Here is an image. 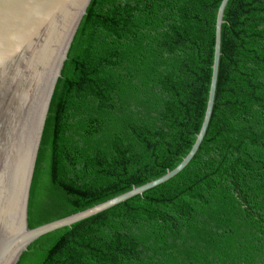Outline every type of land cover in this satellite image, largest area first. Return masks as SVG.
<instances>
[{
    "label": "trees",
    "instance_id": "trees-1",
    "mask_svg": "<svg viewBox=\"0 0 264 264\" xmlns=\"http://www.w3.org/2000/svg\"><path fill=\"white\" fill-rule=\"evenodd\" d=\"M221 1L90 0L52 116L56 199L84 209L177 165L199 132ZM49 264H264V0L233 20L191 172L91 220Z\"/></svg>",
    "mask_w": 264,
    "mask_h": 264
},
{
    "label": "water",
    "instance_id": "water-1",
    "mask_svg": "<svg viewBox=\"0 0 264 264\" xmlns=\"http://www.w3.org/2000/svg\"><path fill=\"white\" fill-rule=\"evenodd\" d=\"M243 1L219 5L206 103L189 150L158 178L78 209L56 199L48 166L59 80L90 0H0V264H49L91 220L153 196L191 172L219 108L232 23Z\"/></svg>",
    "mask_w": 264,
    "mask_h": 264
}]
</instances>
